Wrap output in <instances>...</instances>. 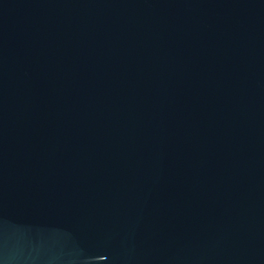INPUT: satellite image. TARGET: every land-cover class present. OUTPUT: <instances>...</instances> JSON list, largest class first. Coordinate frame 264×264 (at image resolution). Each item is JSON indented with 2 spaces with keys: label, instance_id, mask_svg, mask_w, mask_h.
<instances>
[{
  "label": "water",
  "instance_id": "obj_1",
  "mask_svg": "<svg viewBox=\"0 0 264 264\" xmlns=\"http://www.w3.org/2000/svg\"><path fill=\"white\" fill-rule=\"evenodd\" d=\"M0 264H264V0H0Z\"/></svg>",
  "mask_w": 264,
  "mask_h": 264
}]
</instances>
